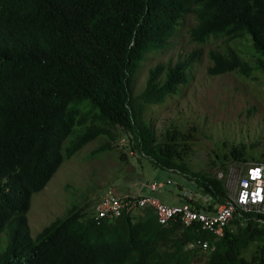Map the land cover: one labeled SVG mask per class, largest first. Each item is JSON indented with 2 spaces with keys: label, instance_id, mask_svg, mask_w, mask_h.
Returning <instances> with one entry per match:
<instances>
[{
  "label": "trees",
  "instance_id": "trees-1",
  "mask_svg": "<svg viewBox=\"0 0 264 264\" xmlns=\"http://www.w3.org/2000/svg\"><path fill=\"white\" fill-rule=\"evenodd\" d=\"M190 13L193 41H238L210 53L209 75L264 72V0H0V264H264V226L235 221L216 239L199 224L162 226L152 209L97 220L92 205H73L31 235L33 195L86 145L113 139L110 129L128 136L140 160L184 175L213 199L203 206L181 195L183 204L208 211L225 203L217 175L184 163L187 135L169 130L159 139L145 118L180 94L199 53L151 68L134 94L141 65L170 46ZM76 126L81 132L65 147ZM230 157L249 160L239 148ZM199 239L214 249H196Z\"/></svg>",
  "mask_w": 264,
  "mask_h": 264
},
{
  "label": "rangeland",
  "instance_id": "rangeland-1",
  "mask_svg": "<svg viewBox=\"0 0 264 264\" xmlns=\"http://www.w3.org/2000/svg\"><path fill=\"white\" fill-rule=\"evenodd\" d=\"M197 23L195 13L187 15L170 46L141 65L134 94L139 95L145 88L151 68L158 64L175 65L199 53L190 80L181 87L180 94L171 96L162 107L149 108L145 118L159 139L169 130L186 134L184 143L189 144L190 151L184 155V163L192 172L216 175L223 171L222 164L227 169L237 162L230 157L236 148L245 152L249 159L246 163L264 160V72H255L249 78L238 72L209 75L208 69L213 65L210 53H224L229 46L237 47L238 41L212 39L199 44L191 38ZM251 61L254 63L255 58ZM80 132V126H76L64 146H69ZM110 132L113 139L103 136L86 145L65 160L48 185L33 195L28 220L34 240L45 227L65 217L73 205L82 207L88 203L95 209L108 191L119 196H140L149 193L151 183L172 181L173 185H166L159 194L167 204H180L185 191L200 194L196 183L184 175L155 168L147 159L140 160L122 131ZM107 143L111 150L96 152Z\"/></svg>",
  "mask_w": 264,
  "mask_h": 264
},
{
  "label": "built area",
  "instance_id": "built-area-1",
  "mask_svg": "<svg viewBox=\"0 0 264 264\" xmlns=\"http://www.w3.org/2000/svg\"><path fill=\"white\" fill-rule=\"evenodd\" d=\"M216 175L223 181L227 197L225 203L214 205L212 210H199L188 204L169 205L155 196H119L108 191L95 208L96 219L114 220L152 209L162 226L177 221L185 227L199 224L203 231L211 233L216 239L223 238L226 229L235 221L243 227L249 222L264 226V163L236 162ZM166 185H173V182H155L148 188L160 193ZM182 196L192 201L201 200L203 206H210L213 202L212 196L196 195L190 191H185ZM193 246L204 253L214 249L209 241L202 239Z\"/></svg>",
  "mask_w": 264,
  "mask_h": 264
},
{
  "label": "crops",
  "instance_id": "crops-1",
  "mask_svg": "<svg viewBox=\"0 0 264 264\" xmlns=\"http://www.w3.org/2000/svg\"><path fill=\"white\" fill-rule=\"evenodd\" d=\"M246 163V162H245ZM264 163V162H263ZM159 194H161V193H159V192H153V191H151V190H149V193H147V194H145V193H142V195H145V196H155V197H157V198H159L161 201H163L160 197H159ZM164 202V201H163ZM164 203H166V202H164ZM184 203V201L181 199V201H180V204H178V205H181V204H183ZM167 204V203H166ZM169 205H175V204H169ZM240 224V223H239ZM241 225V224H240ZM243 227V226H242Z\"/></svg>",
  "mask_w": 264,
  "mask_h": 264
}]
</instances>
